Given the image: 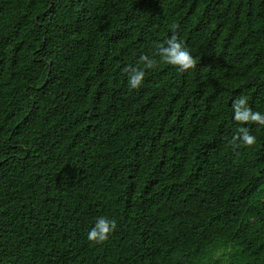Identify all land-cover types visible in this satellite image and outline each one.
Wrapping results in <instances>:
<instances>
[{
  "label": "trees",
  "instance_id": "obj_1",
  "mask_svg": "<svg viewBox=\"0 0 264 264\" xmlns=\"http://www.w3.org/2000/svg\"><path fill=\"white\" fill-rule=\"evenodd\" d=\"M240 100L264 115V0H0V264H264Z\"/></svg>",
  "mask_w": 264,
  "mask_h": 264
},
{
  "label": "clouds",
  "instance_id": "obj_2",
  "mask_svg": "<svg viewBox=\"0 0 264 264\" xmlns=\"http://www.w3.org/2000/svg\"><path fill=\"white\" fill-rule=\"evenodd\" d=\"M166 47L161 46L158 50V54L161 58L168 64L175 66L178 71H186L193 67L195 61L191 53L184 46L183 41L177 36L173 35L165 41ZM145 62L146 68H152L156 63L155 60L149 59L147 56L142 58ZM145 70L140 68H130L129 70V86L133 89L138 88L144 81ZM244 101L240 100L235 105V119L247 121L249 119L258 121L264 124V115L260 113H251L249 110L245 109L241 111L240 105H243ZM243 131L242 140L251 145L255 142V137L249 135L246 130ZM117 227L116 221L107 217H98L95 221L94 226L90 229L87 234L89 241L95 243H103L107 241L110 234Z\"/></svg>",
  "mask_w": 264,
  "mask_h": 264
}]
</instances>
